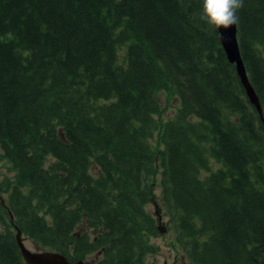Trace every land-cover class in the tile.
I'll return each mask as SVG.
<instances>
[{"label": "trees", "instance_id": "16d2710c", "mask_svg": "<svg viewBox=\"0 0 264 264\" xmlns=\"http://www.w3.org/2000/svg\"><path fill=\"white\" fill-rule=\"evenodd\" d=\"M237 13L264 119V0ZM201 14L202 0H0V156L13 172L0 208L22 232L35 223L33 242L156 264L145 204L160 171L174 247L194 264H264V120ZM159 90L173 110L162 122ZM11 235L0 264H25Z\"/></svg>", "mask_w": 264, "mask_h": 264}, {"label": "rangeland", "instance_id": "374dc122", "mask_svg": "<svg viewBox=\"0 0 264 264\" xmlns=\"http://www.w3.org/2000/svg\"><path fill=\"white\" fill-rule=\"evenodd\" d=\"M156 100L159 105V111L155 114V118L158 119L160 122L162 120L170 117L173 113L172 107H171V97L170 93H168L166 90H159L156 94ZM248 109V108H247ZM159 132H156L155 135L149 139L150 144L152 147L155 148L159 145L158 141ZM0 155H1V148H0ZM9 163L6 161V159L2 158L0 156V183L3 182L4 190H0V199L1 197L4 199L6 203V197H7V190L6 187L10 180L13 179V172L9 170ZM160 172V171H159ZM154 175V180L151 182V190L153 192V198L151 201L147 202L145 204V209L152 214L155 212V206L154 203L158 204L161 215H162V224L160 228L157 230L156 235H152L150 237L149 242L155 246L154 253H148V262H155L156 264H163L166 262V264H171L174 261L177 262V264H190V260L186 257V255L181 252V249L179 247H174L172 244V241L174 242V232L169 227V224L167 222V218L164 216L163 211V205L161 200V188L159 185V181L161 179V173ZM3 218V221H2ZM3 222V223H2ZM14 222L13 220L8 221V218L6 217V214L4 213V210L0 208V235L4 234L6 231H9L12 234V240L16 241V230L17 227H13ZM32 226L35 227V223L32 224ZM157 226H159V223L157 221ZM34 227H32L29 231H23L20 234L21 241L24 245H26L29 249L34 250L37 248V246L33 243L32 240L27 238V236H31L34 232ZM89 233V232H88ZM1 240L0 242H2ZM42 249V245L47 248L49 247V244L51 240L49 239H38L36 240ZM39 247V248H40ZM73 246L70 247V250L73 252ZM48 251H56L55 249L48 248ZM81 254L74 253L73 255ZM87 261H90V259H87Z\"/></svg>", "mask_w": 264, "mask_h": 264}, {"label": "water", "instance_id": "95a60500", "mask_svg": "<svg viewBox=\"0 0 264 264\" xmlns=\"http://www.w3.org/2000/svg\"><path fill=\"white\" fill-rule=\"evenodd\" d=\"M238 15V13H237ZM238 22L234 23L232 26L228 28H219L220 32V39L225 47L226 50V57L230 62L236 63V70L238 75L241 77V82L245 87H249L248 81L246 79L244 63L240 57V50H239V34H238ZM251 100L258 105L257 99L252 91V89L248 88L247 91ZM155 214L158 216L159 224L161 225V216L158 211L157 205L155 204ZM160 227V226H159ZM16 240L19 245L21 254L25 259L27 264H84L82 261L77 262H70L68 261L64 255H60L55 252L50 251H41V252H33L27 250L20 238V231L17 228L16 233Z\"/></svg>", "mask_w": 264, "mask_h": 264}, {"label": "clouds", "instance_id": "9594fccd", "mask_svg": "<svg viewBox=\"0 0 264 264\" xmlns=\"http://www.w3.org/2000/svg\"><path fill=\"white\" fill-rule=\"evenodd\" d=\"M242 7L243 0H202L200 19L213 29H226L238 21Z\"/></svg>", "mask_w": 264, "mask_h": 264}, {"label": "bare ground", "instance_id": "6f19581e", "mask_svg": "<svg viewBox=\"0 0 264 264\" xmlns=\"http://www.w3.org/2000/svg\"><path fill=\"white\" fill-rule=\"evenodd\" d=\"M219 30H220V29H216V31H217V33H218V35H219V39H220V32H219ZM220 43H221L222 48L224 49V51H225V53H226L225 47H224V45H223L221 39H220ZM239 50H240V48H239ZM240 57H241V59H242L241 52H240ZM228 61H229V60H228ZM242 61H243V59H242ZM229 62H230V61H229ZM231 63L235 64V68H236V63H235V62H231ZM243 63H244V62H243ZM236 69H237V68H236ZM244 69H245L246 79H247L248 84H249V87H248V88H249V89H252V91H253V93H254L256 99H257V103H258V105H256V104L251 100V98L249 97V95H248V93H247L248 88L245 87V86L243 85L242 82H241V84H242V86H243V88H244V90H245V94H246V96H247V98H248L249 103H251V105H252V106L256 109V111L259 113L260 118H261L262 120H264V119H263V108H262L261 102H260V100H259V97H258V95H257V93H256V91H255V89H254V87H253V85H252L251 82H250V79H249V76H248V74H247V71H246L245 65H244ZM236 72H237V70H236ZM237 75H238V73H237ZM238 76H239V75H238ZM239 78H241V77L239 76ZM240 81H241V79H240Z\"/></svg>", "mask_w": 264, "mask_h": 264}, {"label": "flooded vegetation", "instance_id": "af4514ba", "mask_svg": "<svg viewBox=\"0 0 264 264\" xmlns=\"http://www.w3.org/2000/svg\"><path fill=\"white\" fill-rule=\"evenodd\" d=\"M97 255V254H96ZM96 255L93 259H91L90 261H87V260H82L85 264H96V261H97V258H96ZM94 262V263H93ZM176 261H174L173 263L171 264H175Z\"/></svg>", "mask_w": 264, "mask_h": 264}]
</instances>
